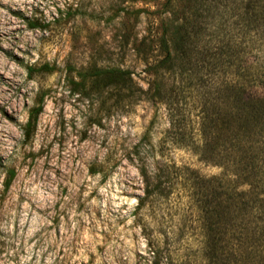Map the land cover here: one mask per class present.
Listing matches in <instances>:
<instances>
[{
  "label": "rangeland",
  "instance_id": "obj_1",
  "mask_svg": "<svg viewBox=\"0 0 264 264\" xmlns=\"http://www.w3.org/2000/svg\"><path fill=\"white\" fill-rule=\"evenodd\" d=\"M173 1L0 0V264H206L204 180L223 170L185 143L220 82L193 93L158 70ZM250 47L263 68L264 41ZM95 69L133 91L97 89Z\"/></svg>",
  "mask_w": 264,
  "mask_h": 264
},
{
  "label": "trees",
  "instance_id": "obj_2",
  "mask_svg": "<svg viewBox=\"0 0 264 264\" xmlns=\"http://www.w3.org/2000/svg\"><path fill=\"white\" fill-rule=\"evenodd\" d=\"M180 1L181 11L173 13L172 27L160 39L164 59L158 70L179 78V90L193 93L220 82L216 94L222 102L213 113L207 98L201 142L192 138L185 143L205 162L220 160L223 170L220 177L204 180L205 187L216 185L218 191L204 202L202 255L206 264H259L264 258V65L256 68L244 59L251 43L264 41V0ZM91 78L97 89L133 91L128 71L95 69ZM154 86L155 97L164 99L163 86ZM36 119L33 115L29 126ZM171 127L177 129L171 134L178 135L176 120L171 119ZM224 206L233 223L226 241L220 229L227 222L218 212Z\"/></svg>",
  "mask_w": 264,
  "mask_h": 264
}]
</instances>
